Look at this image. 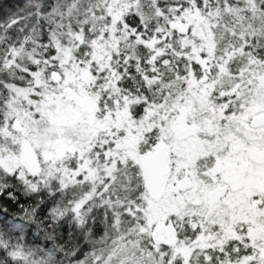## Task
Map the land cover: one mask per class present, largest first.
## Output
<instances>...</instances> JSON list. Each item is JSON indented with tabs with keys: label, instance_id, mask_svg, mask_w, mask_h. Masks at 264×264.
I'll return each instance as SVG.
<instances>
[{
	"label": "snow or ice",
	"instance_id": "obj_1",
	"mask_svg": "<svg viewBox=\"0 0 264 264\" xmlns=\"http://www.w3.org/2000/svg\"><path fill=\"white\" fill-rule=\"evenodd\" d=\"M0 264H264V0L0 4Z\"/></svg>",
	"mask_w": 264,
	"mask_h": 264
},
{
	"label": "trees",
	"instance_id": "obj_2",
	"mask_svg": "<svg viewBox=\"0 0 264 264\" xmlns=\"http://www.w3.org/2000/svg\"><path fill=\"white\" fill-rule=\"evenodd\" d=\"M9 0H0V4L8 3Z\"/></svg>",
	"mask_w": 264,
	"mask_h": 264
}]
</instances>
